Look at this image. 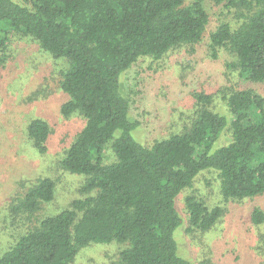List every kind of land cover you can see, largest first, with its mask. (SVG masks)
Here are the masks:
<instances>
[{"label": "trees", "instance_id": "trees-1", "mask_svg": "<svg viewBox=\"0 0 264 264\" xmlns=\"http://www.w3.org/2000/svg\"><path fill=\"white\" fill-rule=\"evenodd\" d=\"M25 1L0 0V67L12 32L66 60L62 112L86 123L59 162L85 180L81 197L23 233L0 254V264H73L83 247L114 242L123 245L120 264H193L179 253L175 232L183 218L176 198L205 170L217 172L226 201L264 194V95L219 90L223 112L216 94L195 92L191 123L145 144L133 135L140 122L129 118L121 77L142 57L159 60L183 46L194 51L210 23L204 0ZM229 1L247 13L236 26L222 22L212 31L209 52L217 58L225 49L235 57L230 70L264 83V0ZM228 129L232 139L216 148ZM50 135L46 120L30 121L28 136L42 154ZM56 186L54 178H40L10 207L33 214L55 199ZM185 203L190 232H207L222 217L221 206L195 195ZM252 218L261 224L264 211L256 207Z\"/></svg>", "mask_w": 264, "mask_h": 264}, {"label": "rangeland", "instance_id": "rangeland-1", "mask_svg": "<svg viewBox=\"0 0 264 264\" xmlns=\"http://www.w3.org/2000/svg\"><path fill=\"white\" fill-rule=\"evenodd\" d=\"M15 1L27 4L25 0ZM204 4L210 23L194 51L183 46L159 60L142 57L122 74L121 89L131 103L129 118L140 122L133 135L142 143L152 144L189 125L195 92L216 94L222 89L245 87L264 95V83L247 81L239 71L230 70L228 62L235 60L234 55L221 49L214 58L209 52L212 31L222 22L236 26L247 12L229 0H204ZM66 66V60L54 57L33 38L10 34L7 59L0 67V254L40 219L81 197L79 189L85 177L65 171L59 162L86 123L80 114L65 116L62 112L68 100L60 85ZM216 95L217 110L226 112L221 96ZM34 118H42L51 126L44 154L28 136V125ZM231 139L228 129L215 147ZM106 153L111 159L110 147ZM43 177L56 180L55 199L33 214L16 213L11 202ZM188 195L203 199L209 207H222V217L211 230L189 231ZM176 207L183 218L175 232L179 253L193 264H264V221L256 224L252 218L256 207L264 211V194L226 201L217 172L205 170L177 196ZM122 247L117 242L92 243L80 250L73 264H120Z\"/></svg>", "mask_w": 264, "mask_h": 264}]
</instances>
